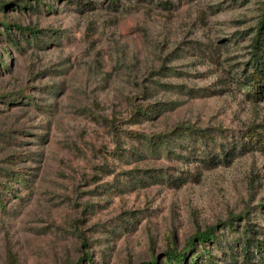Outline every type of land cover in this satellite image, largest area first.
I'll list each match as a JSON object with an SVG mask.
<instances>
[{
  "label": "rangeland",
  "instance_id": "1",
  "mask_svg": "<svg viewBox=\"0 0 264 264\" xmlns=\"http://www.w3.org/2000/svg\"><path fill=\"white\" fill-rule=\"evenodd\" d=\"M263 13L0 0V264H243L264 244V97L245 85Z\"/></svg>",
  "mask_w": 264,
  "mask_h": 264
},
{
  "label": "trees",
  "instance_id": "2",
  "mask_svg": "<svg viewBox=\"0 0 264 264\" xmlns=\"http://www.w3.org/2000/svg\"><path fill=\"white\" fill-rule=\"evenodd\" d=\"M255 44L254 46L257 48L255 50L253 58V71L246 76V90L250 96L261 99L264 97V13L259 23V32L258 35L254 38ZM251 142L253 144L264 145V137L259 135L258 132H253L251 135ZM147 140V137L145 138ZM177 185H181V182ZM229 226H231L229 224ZM215 228L211 227L206 231H199L196 234V238L199 239V242L204 244V242L210 238H214ZM190 243L193 245L194 238ZM254 245L257 249V252H261L264 255V244L263 242H255L251 243L250 238H247L246 246L244 247V260L243 264H253L254 256L252 250L248 247ZM252 254V255H251ZM89 257V255H86ZM184 253H179L176 250H171L168 252L167 260L170 264H182L183 260H185ZM156 264V263H154Z\"/></svg>",
  "mask_w": 264,
  "mask_h": 264
}]
</instances>
